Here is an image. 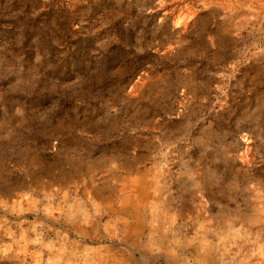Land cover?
Returning a JSON list of instances; mask_svg holds the SVG:
<instances>
[{
	"label": "rangeland",
	"instance_id": "rangeland-1",
	"mask_svg": "<svg viewBox=\"0 0 264 264\" xmlns=\"http://www.w3.org/2000/svg\"><path fill=\"white\" fill-rule=\"evenodd\" d=\"M0 264H264V0H0Z\"/></svg>",
	"mask_w": 264,
	"mask_h": 264
}]
</instances>
